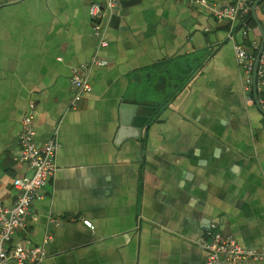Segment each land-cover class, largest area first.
Returning <instances> with one entry per match:
<instances>
[{"label":"crops","instance_id":"obj_1","mask_svg":"<svg viewBox=\"0 0 264 264\" xmlns=\"http://www.w3.org/2000/svg\"><path fill=\"white\" fill-rule=\"evenodd\" d=\"M95 3L0 0V201L12 206L14 179L32 175L19 143L30 104L38 143L59 145L12 243L43 249L40 264H207L216 224L264 247V115L235 50L258 54L252 13L243 25L193 0H120L101 46ZM74 69L92 87L76 109ZM138 106L155 109L140 131Z\"/></svg>","mask_w":264,"mask_h":264},{"label":"built area","instance_id":"obj_2","mask_svg":"<svg viewBox=\"0 0 264 264\" xmlns=\"http://www.w3.org/2000/svg\"><path fill=\"white\" fill-rule=\"evenodd\" d=\"M119 1L104 0V8L98 3L90 6L89 15L95 35L101 38V46H106L105 40L102 39V27L107 11L112 12ZM193 1L207 8L217 20L239 21L243 25H246L251 17V8L254 4V0H235L233 5L210 4L206 0ZM260 10L263 14L261 27L264 34V5ZM260 45L261 41L254 45V52H259ZM235 50L239 65L248 76L249 84L251 82L249 75L254 71L256 56L242 46H237ZM95 64L102 65L98 62ZM71 84L74 91L71 106L76 109L81 100L92 92V87L88 80L80 75L78 69L72 72ZM256 95L257 103L264 109V49L257 69ZM34 114L35 106L30 104L23 118L19 136L21 160L32 170V175L14 179L13 188L17 195L12 206H6L0 201V264H40L45 259V252L41 248L12 243L16 232L26 226L31 207L42 198L44 189L56 172L55 157L59 145L55 137H51L43 144L38 143L34 130ZM83 224L93 229L90 221H84ZM208 237L201 243V247L207 253V264L219 261L232 264L264 263V247L254 250L243 248L233 236L219 231L216 224L209 225Z\"/></svg>","mask_w":264,"mask_h":264},{"label":"water","instance_id":"obj_3","mask_svg":"<svg viewBox=\"0 0 264 264\" xmlns=\"http://www.w3.org/2000/svg\"><path fill=\"white\" fill-rule=\"evenodd\" d=\"M263 2V1H257L253 8H252V15L257 23V26H258V29L260 31V34H261V45H260V49H259V52L256 56V60H255V65H254V71H253V79H254V83H255V86H256V76H257V69H258V65H259V60H260V57L263 53V49H264V34H263V30H262V27H261V24L260 22L257 20L256 18V10L259 6V4ZM254 96H255V99H256V103H257V95H256V89L254 91ZM257 106L259 108V110L261 111V113H263L264 115V110H262V108L259 106V104L257 103ZM155 111V109L153 107H147V106H138V107H135V121H134V128H136L138 131L141 130V128H143V126L145 125V123L148 121V119L150 118L151 114ZM126 132L125 129H122L121 130V133L119 134V137L121 138L124 133Z\"/></svg>","mask_w":264,"mask_h":264}]
</instances>
